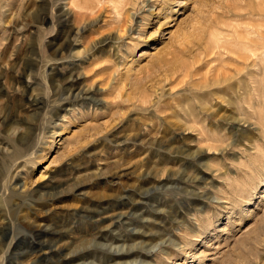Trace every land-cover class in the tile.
<instances>
[{
	"label": "rangeland",
	"instance_id": "1",
	"mask_svg": "<svg viewBox=\"0 0 264 264\" xmlns=\"http://www.w3.org/2000/svg\"><path fill=\"white\" fill-rule=\"evenodd\" d=\"M94 1L0 0V246L12 247L3 264H264V74L258 94L244 80L252 104L246 111L239 106L240 87L223 86L219 95L232 105L216 117L203 116L180 143L167 139L168 124L180 119L171 115L179 102L194 105V94L219 90L212 79L202 86L211 67L225 69L229 83L237 80L232 74L242 66L226 50L243 51L245 35L264 31V18L255 14L264 10V0H156L162 4L152 2L155 14L141 27V37L133 23L132 32L118 30L114 44L103 46L97 41L141 0ZM60 6L69 11L67 22L58 23ZM115 6L124 10L121 17ZM168 6L164 19L160 14ZM149 13H138L137 25ZM217 19L231 35L224 38L215 29ZM69 24L81 29L69 53L86 48L70 58L72 64L55 65L57 47L67 46ZM218 32L225 39L216 49L220 55L196 63V73L171 74L173 65L190 51L200 54ZM157 54L163 60L152 68ZM56 66L79 80L55 81ZM93 81L102 88L95 102L74 101L61 109L72 83ZM194 149H203L202 155L192 156ZM170 168L174 183H165L162 173ZM10 173L31 193H1ZM116 197L133 215L117 225L96 223ZM189 231L199 236L191 237L186 252L170 243L183 244ZM65 243V250L55 249Z\"/></svg>",
	"mask_w": 264,
	"mask_h": 264
},
{
	"label": "bare ground",
	"instance_id": "2",
	"mask_svg": "<svg viewBox=\"0 0 264 264\" xmlns=\"http://www.w3.org/2000/svg\"><path fill=\"white\" fill-rule=\"evenodd\" d=\"M96 1V0H95ZM94 1V2H95ZM100 1V0H99ZM104 3L106 1H110V2H113V3H118L120 2L121 0H103ZM101 1V2H103ZM140 1V0H139ZM132 4L133 2L137 3L138 4V1L137 0H132L131 1ZM152 2H154V4H157V5H160L162 4L161 2H158L156 0H141V4L139 6V8H137V10H128V9H124L125 10V17L126 19H124V17H122V20L124 19L123 23L121 25L118 26V24H116V26L118 27H113L112 30L110 29V31L107 33V35H105L104 37H102L101 40L97 41V46H103L104 44H107V43H111L113 42L114 44V40L117 38V35L120 36V32H118V30H121V31H133V23L134 25L136 24L137 28H138V37H141V27H143V25H146L149 23V20H150V17L155 14L153 13V4ZM262 2V1H261ZM110 4V3H109ZM127 4V3H126ZM170 4V3H169ZM94 5V4H93ZM92 5V6H93ZM124 5V4H123ZM122 5V7H124ZM134 5V4H133ZM92 6L88 7V8H92ZM167 6V5H166ZM241 6V5H240ZM107 7V6H106ZM244 7V6H243ZM252 7V6H251ZM98 8V7H97ZM114 8V12L117 14V15H120L119 17H121L123 14V9L121 8L120 6V9L115 6L113 7ZM171 7L168 6V8H165L164 11L160 14V15H163V18L166 19L168 17V10L170 9ZM133 9V8H131ZM261 9V8H260ZM109 10V9H108ZM149 11L150 13L148 15H145L143 14V17L141 19V22L137 25L136 23V20H137V17H138V13L140 12H143V11ZM163 10V7L162 9ZM109 13H112V12H109ZM158 13V12H156ZM245 13V12H244ZM250 13V12H249ZM80 14V13H79ZM114 14V13H113ZM252 14V13H250ZM256 15L259 16V18H261L260 20H262V18H264V10L262 9L260 11V13H255ZM78 15V14H77ZM159 15V16H160ZM148 16V17H146ZM235 16L236 17H245V15L243 14H240V13H235ZM115 17V16H114ZM145 17V19H144ZM57 18H58V23H62L63 21L67 22L68 19H69V11H67V9L63 6H60L58 7V15H57ZM118 18V16H117ZM220 18V17H219ZM239 18V19H240ZM246 18V17H245ZM113 19V17H112ZM223 19V18H222ZM242 19V18H241ZM115 20V18H114ZM117 20V19H116ZM119 20V18H118ZM225 20V19H224ZM220 20L217 19L216 22H217V25L215 26V29L218 31L221 29V34L222 36L225 38V36L227 34L231 35V32H228L226 35L224 32V27L227 26L226 24H218ZM235 21V20H234ZM109 22V21H108ZM121 22V21H120ZM126 22L128 23L126 25ZM231 22V21H230ZM164 23L161 22L160 25H162ZM215 22H213L214 24ZM233 23V21H232ZM212 24V23H211ZM249 24V23H248ZM158 25V26H160ZM229 26L231 27H234V25H230ZM228 26V27H229ZM123 27V28H122ZM227 27V28H228ZM229 27V28H230ZM68 36L69 38H67V46L66 47H61V46H58L57 49H56V52L57 54H60L61 57H59L58 59L55 60V65H58V64H62L63 62H66L67 65L69 64H72L74 62H72V60L70 58H73L74 55H80V52L86 48L84 47L83 49L81 50H75L72 54L71 52L69 53V51L73 50L74 48H77V41H76V35L77 32L79 30H81L80 28H75L73 25L69 24L68 26ZM121 28V29H120ZM232 30L236 33V35L239 33L238 30L236 28H232ZM123 31V32H124ZM245 31V29H244ZM104 32V31H103ZM249 32V31H246V33ZM254 32H256V35L257 37L255 38H251L250 36H247L245 35V40L246 42H244L243 44L246 46V49L245 50H234V51H228L226 50L227 53H230V54H233L235 57H233V59L235 60V62L239 63V64H235L234 65H241L242 67H237L236 69V73L232 74V75H235V78H237V80L235 79L234 81L235 82H232V83H229L230 79H231V75L228 74V73H224L223 70L225 71V69H217L215 68L216 70H212L213 67H211L209 71H207L205 73V79H206V84L202 85L203 88L204 87H207L208 85V81L207 79H212L211 81L214 83V85H216L217 88H219L218 91L216 90H213V91H208L207 88H204V94H205V97L202 93H196L194 94V98L196 99V104H191L188 100L186 101H182V102H179V105L177 104V108L178 110L176 111H172L171 115H174V116H177L179 119V121H173L174 123L171 125V124H168L169 125V130H170V134L168 135V142L170 144H175L176 142L180 143V141H182V139H184L187 135H191V132L194 130L195 128V125L197 123H201L202 122V118L203 116H212V117H216L217 116V113L220 109H223V108H227L229 107L230 105H232V100L231 99H228L225 97L226 94L223 93V96L219 95L221 94V92L224 90L223 86H226L225 89H229V88H234V86L236 87H240V94L238 95L237 93V98L240 99L241 101V104L240 101H239V106L240 108H242L243 110H245V108H248V107H251L252 104L250 101H248V98L247 96H249L247 93L248 89H249V85L250 83H252V86H253V89L255 92H257L256 94H258L259 92V88H260V78L259 77H262V75L264 74V66L262 67V64H261V60L263 59V56H264V31H262V29L260 28H257ZM209 33V32H207ZM122 36V35H121ZM137 36V35H136ZM227 37V36H226ZM237 37H239L237 35ZM242 37V36H241ZM202 38V37H201ZM224 38H221V35L220 33L218 32L217 35H213V39L211 42H205L204 44H202V52L197 53V54H192V51H190L188 53V56L186 59H180L175 65L172 66V69H171V74H175L179 71H184V75H188L190 73H193V72H197V67L199 64H197L195 66L196 63L198 62H208L209 60L213 61V57H215V55H220V52L218 54V50L216 51L217 48H220V41L223 40ZM243 38V37H242ZM123 39V38H122ZM238 39V38H237ZM225 40V39H224ZM239 40V39H238ZM116 41V40H115ZM227 44V43H226ZM228 45V44H227ZM199 46V44L197 45ZM96 47V44H94L93 46H91L90 48H95ZM89 48V49H90ZM223 48H225L223 46ZM221 48V50L223 49ZM228 48V47H227ZM230 48V47H229ZM88 49V47H87ZM87 49H85L84 51H86ZM88 49V50H89ZM90 49V50H91ZM199 49V48H198ZM65 51V52H64ZM68 52L70 55H67ZM83 52V51H82ZM81 52V53H82ZM146 53H148L147 51H145ZM224 52V51H223ZM66 54V56H65ZM192 54V55H191ZM158 55V54H157ZM224 55V54H223ZM69 56V57H67ZM206 56V57H205ZM231 56V55H230ZM82 57V56H81ZM189 57H191V61L188 59ZM79 58V57H78ZM67 59V60H66ZM208 59V60H207ZM216 59V58H214ZM229 59H231L229 57ZM76 60V59H75ZM163 60V57L161 55H158L156 56L151 62H150V67L153 68L154 65L156 64H160ZM188 60V61H187ZM209 61V62H210ZM215 62V61H214ZM228 63H231V62H228ZM226 63V65L228 64ZM263 63V62H262ZM224 64V63H223ZM232 64V63H231ZM74 65V64H73ZM215 65V64H214ZM212 65V66H214ZM219 65V64H217ZM221 65V64H220ZM219 65V66H220ZM229 65V64H228ZM227 65V66H228ZM264 65V63H263ZM233 66V65H232ZM47 67H49L47 65ZM52 67V66H51ZM104 67V66H103ZM149 67V68H150ZM155 67V66H154ZM201 67V65H200ZM209 67V66H208ZM218 67V66H216ZM230 67V66H229ZM199 68V67H198ZM221 68V67H220ZM223 68V67H222ZM226 68V67H225ZM101 69V67H100ZM207 69V68H206ZM228 70V68H226ZM234 69V68H233ZM61 70V69H60ZM130 70V69H129ZM63 70L59 71V69L57 68V66L55 67V81H57V77L59 78H62V77H68L70 78V80H79L80 76H76L72 73H67V72H62ZM69 71V70H68ZM231 72V70H230ZM203 73V72H202ZM123 74V73H122ZM180 74V75H182ZM83 75V74H82ZM240 75V76H239ZM257 75V76H256ZM112 76V75H111ZM110 76V77H111ZM178 76V75H177ZM75 77V78H74ZM191 77V76H190ZM233 77V76H232ZM130 78V77H129ZM249 78V85L247 83V81H244L245 79ZM123 79V78H122ZM204 79V78H203ZM204 79V80H205ZM66 80V79H65ZM69 80V79H68ZM109 80V79H108ZM202 80V79H201ZM202 80V81H204ZM131 81V80H130ZM183 81V80H182ZM232 81V80H231ZM112 82V77H111V80L110 82L108 81V83H111ZM141 82V81H140ZM75 83V84H74ZM72 83V85H74V87H71L68 89V94L69 96H67V98H64L62 99L64 102H62L60 105H61V109H65L67 103L68 104H72L74 101H79V100H88V101H91V102H95L96 99L94 98L93 99V95L95 94V92L99 91V90H102V88L98 85V87L96 88L95 86V81H93L90 85H79L78 82H74ZM127 83V82H126ZM137 82H135V86H137L136 84ZM201 84V83H200ZM143 86V85H142ZM103 87V86H102ZM107 87V86H106ZM141 87V86H140ZM145 87V86H143ZM137 88V87H136ZM135 88V89H136ZM138 88H139V85H138ZM141 89V88H140ZM140 89H137L138 92H139V95L141 94V97L146 96L144 92L147 93V91L145 90H140ZM147 89V88H146ZM238 89V88H237ZM252 89V90H253ZM173 90V89H172ZM168 91V90H167ZM225 91V90H224ZM231 91V89H230ZM237 91V90H236ZM238 92V91H237ZM212 93V95H211ZM138 94V93H137ZM214 94H217V95H214ZM228 94V93H227ZM230 94V93H229ZM214 96H217L216 98ZM240 96V97H239ZM260 96V95H259ZM226 98V99H225ZM258 98V97H257ZM36 102H39V100L37 98H35ZM94 100V101H93ZM43 102V101H42ZM254 107V106H253ZM35 108V107H34ZM41 109V108H40ZM66 110H69V109H66ZM227 111V110H226ZM246 111V110H245ZM210 118V117H209ZM219 118V116H218ZM58 119V117H57ZM212 119V118H211ZM215 119V118H214ZM226 120V122L228 121H233V118H229V117H225L224 118ZM223 119V120H224ZM240 119V118H238ZM170 122V120H169ZM246 122V121H245ZM191 125H194V128L192 129L193 126ZM166 131V130H165ZM191 131V132H190ZM163 133V132H162ZM166 138L164 137V139L166 140ZM155 139V138H154ZM163 139V141H164ZM159 142V141H158ZM166 142V141H165ZM150 143V142H149ZM169 145V144H168ZM183 147V146H182ZM189 150V148H188ZM195 150V149H194ZM186 151V150H185ZM182 153V152H181ZM180 153V154H181ZM203 153V149H196L194 152H193V155L192 156H201ZM11 172V171H10ZM161 172V171H160ZM176 172L173 170V169H165L162 173V177H166L167 181L165 183H167L168 181L171 183H174V181L172 180V176L175 174ZM8 176V175H7ZM8 183L5 184L3 190L1 191V193H5L6 191L8 192L9 190L12 191L13 193H17V194H20V195H27V194H30L31 193V187L28 188V186L26 185V182L25 181H21L20 179V176L17 175V173H10L9 176H8ZM178 183V182H176ZM3 185V184H2ZM6 188V189H5ZM4 189L6 191H4ZM150 189V188H149ZM147 190V189H146ZM108 204V206L106 208L103 209L102 212H100L99 214H103L102 217L98 218L96 221V223H103L105 221H111L110 222V225H117V223H123V221H126V219H128L127 217L128 216H132L133 215V212L131 211V209L129 208V204L127 202H123L122 198L121 197H116L115 200L113 199H109L108 202L106 203ZM137 206V205H136ZM134 209V208H132ZM136 209V208H135ZM1 212V211H0ZM98 214V213H97ZM3 214L0 213V218ZM96 215V214H95ZM4 219V218H3ZM6 220V219H5ZM200 220V219H199ZM197 221V225H200V221ZM4 221V220H3ZM180 224V223H179ZM2 225H5L2 224ZM110 225H106V226H103V228H108V226ZM188 235L185 234L184 236V243L181 244V243H178V242H175V241H171L170 243L175 246L178 250H181L182 252H186V248H189L190 245L193 244V240L192 238L197 237L199 236V232H195L194 231H189L187 232ZM189 234H192V235H189ZM193 236V237H192ZM192 237V238H191ZM3 244H1L2 246ZM13 245V244H12ZM0 246V252L2 251V247ZM11 247V242L8 244V246L4 249V251H2V261L0 264H3L4 263V259L6 258L7 254H9V249ZM67 247V243L65 244H60L57 246V248L55 249H63L64 250L66 249ZM12 248V247H11ZM73 250V249H72ZM70 251V250H69ZM66 252V251H65ZM68 252V250H67ZM48 253V252H47ZM61 252H59L60 254ZM69 253V252H68ZM67 254V253H65ZM13 255V254H12ZM63 255V254H62ZM27 256V255H26ZM60 256V255H58ZM64 256V255H63ZM38 257V256H37ZM41 257V256H40ZM33 259V258H32ZM31 259V260H32ZM30 260V261H31ZM39 260V259H38ZM11 261V260H10ZM9 261V262H10ZM142 261V260H141ZM35 262V260H34ZM59 262V261H58ZM133 262L135 263V260H132V261H129L127 262L126 264H133ZM30 263V262H29ZM32 263V262H31ZM142 263L144 264H151L150 262H146L145 260L142 261ZM10 264V263H9ZM12 264V263H11ZM20 264V263H19Z\"/></svg>",
	"mask_w": 264,
	"mask_h": 264
}]
</instances>
